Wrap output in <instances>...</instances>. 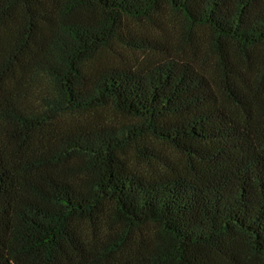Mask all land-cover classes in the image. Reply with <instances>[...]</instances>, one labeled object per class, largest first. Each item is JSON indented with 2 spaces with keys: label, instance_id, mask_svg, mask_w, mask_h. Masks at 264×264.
I'll return each mask as SVG.
<instances>
[{
  "label": "trees",
  "instance_id": "obj_1",
  "mask_svg": "<svg viewBox=\"0 0 264 264\" xmlns=\"http://www.w3.org/2000/svg\"><path fill=\"white\" fill-rule=\"evenodd\" d=\"M0 264H264V0H0Z\"/></svg>",
  "mask_w": 264,
  "mask_h": 264
},
{
  "label": "rangeland",
  "instance_id": "obj_2",
  "mask_svg": "<svg viewBox=\"0 0 264 264\" xmlns=\"http://www.w3.org/2000/svg\"><path fill=\"white\" fill-rule=\"evenodd\" d=\"M165 24L163 28L152 26L146 22H140L138 24V31L146 36L161 37L162 34L167 35L171 39H179L182 32V18L181 16L171 10H166ZM147 49L134 47L131 45H118L114 49L103 53L104 59L110 62L128 65H138L145 59H148L150 52ZM108 117H113L116 121H126L128 118L119 112H116L113 108L108 107L105 110Z\"/></svg>",
  "mask_w": 264,
  "mask_h": 264
}]
</instances>
